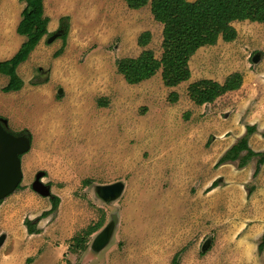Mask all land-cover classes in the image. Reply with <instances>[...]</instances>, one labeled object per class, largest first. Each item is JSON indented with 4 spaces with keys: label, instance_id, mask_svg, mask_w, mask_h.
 Here are the masks:
<instances>
[{
    "label": "rangeland",
    "instance_id": "obj_1",
    "mask_svg": "<svg viewBox=\"0 0 264 264\" xmlns=\"http://www.w3.org/2000/svg\"><path fill=\"white\" fill-rule=\"evenodd\" d=\"M25 5L0 0V39L12 49L22 40L16 23ZM45 5L51 19L58 17L51 33L62 16H70L64 52L55 57L63 39L49 42L52 34L45 35L17 67L22 89L3 91L9 77L0 75V117L13 132L28 129L32 137L21 156V186L0 204V264H264L258 246L264 234V168L254 176L257 157L244 166L239 158L217 165L245 135L264 97V22L235 21L236 39L200 47L189 60L190 79L175 87L164 84L161 69L131 84L116 61L140 55V33L150 30L147 47L158 58L163 52V24L150 5ZM235 71L243 75L237 90L203 105L191 99V82H223ZM173 91L179 94L175 100ZM249 142L260 146L255 138ZM38 174L50 186L49 196L33 189ZM214 180L218 185L212 187ZM117 181L124 183L121 195L104 199L97 186ZM53 195L60 203L43 217ZM26 219L39 232L29 233ZM96 224L85 247H77L74 237ZM110 224L111 236L98 249L96 237Z\"/></svg>",
    "mask_w": 264,
    "mask_h": 264
},
{
    "label": "trees",
    "instance_id": "obj_2",
    "mask_svg": "<svg viewBox=\"0 0 264 264\" xmlns=\"http://www.w3.org/2000/svg\"><path fill=\"white\" fill-rule=\"evenodd\" d=\"M26 2L22 10V18L17 26L19 34L26 35L27 39L19 50L9 59L0 61V73L9 76L8 83L3 86V91H17L24 87L25 81L17 72L19 64L27 60L31 52L40 43L45 35H51L48 29L50 17L45 14L44 0H22ZM133 9L150 5L154 18L163 24V52L160 58L156 57L153 49L147 45L152 40V32L145 30L138 36V45L143 47L137 57H120L117 59V70L128 83L136 84L153 77L158 70H162V79L166 86L175 87L191 77L189 60L202 46L216 44L219 39L232 41L236 39L238 30L235 21L250 20L264 22V0H125ZM70 28V16L60 18L59 28L63 39L62 46L56 50L55 56L63 53ZM48 81L32 80V84ZM243 84V75L235 71L230 73L223 82L211 78H202L191 82L188 93L198 105L215 101L219 96L228 91L236 90ZM179 94L171 92V99H177ZM104 105L102 99L98 100ZM2 118V117H0ZM5 127L10 130L8 125ZM256 131V125L247 124L246 133L234 143L218 160L217 165L227 160L240 159L244 166L251 158L257 157L254 176L258 175L264 164V150L256 151L249 145V137ZM16 134H26L31 139L28 129ZM245 151L243 154H241ZM218 185L214 180L212 187ZM21 183L17 189L20 188ZM3 199L0 200V204ZM52 206L41 215L47 216L54 212L60 197L53 195ZM29 233L39 232L33 220L26 219ZM100 224L86 228L80 235L74 237L77 247H85L88 237L99 229ZM259 250L264 249V234L259 243ZM177 254L174 257L176 262Z\"/></svg>",
    "mask_w": 264,
    "mask_h": 264
},
{
    "label": "water",
    "instance_id": "obj_3",
    "mask_svg": "<svg viewBox=\"0 0 264 264\" xmlns=\"http://www.w3.org/2000/svg\"><path fill=\"white\" fill-rule=\"evenodd\" d=\"M60 35V30H57L48 38V41L52 42ZM254 59L255 62L260 60L258 56ZM6 124V119L0 118V200L13 193L22 182L21 156L28 152L32 145V140L28 135L13 133L5 127ZM32 187L43 196L51 194L50 186L41 181L40 174L37 175ZM97 190L104 199L112 200L121 195L124 190V183L117 181L99 185ZM112 229L113 227L110 224L98 234L95 240V245L98 249L108 242Z\"/></svg>",
    "mask_w": 264,
    "mask_h": 264
},
{
    "label": "crops",
    "instance_id": "obj_4",
    "mask_svg": "<svg viewBox=\"0 0 264 264\" xmlns=\"http://www.w3.org/2000/svg\"><path fill=\"white\" fill-rule=\"evenodd\" d=\"M21 1V0H20ZM23 2V1H22ZM45 2H46V0H44V5H45ZM4 4V3H3ZM45 7H46V5H45ZM45 14H46V10H45ZM47 15V14H46ZM48 16V15H47ZM50 17V16H49ZM21 18H22V16L20 17V20H21ZM57 19H58V17H57ZM57 19L56 18H52L51 19V17H50V21H49V24H48V29H49V31H50V25H51V23L52 22H55V21H57ZM20 20L16 23V31H17V26H18V24H19V22H20ZM18 33V32H17ZM18 35H19V37H22V40H21V42H20V44L18 45V47L15 49H12L11 47H7L9 44L7 43V41L5 40V39H0V48L2 49V48H4V47H6V49H4L2 52H0V56L2 57V58H0V61L1 60H5V59H9V58H11L18 50H19V48H20V46L22 45V43L27 39V37H26V35H23V34H19L18 33ZM45 37V36H44ZM43 37V38H44ZM43 38H42V40H43ZM42 40L40 41V43L42 42ZM39 43V44H40ZM38 44V45H39ZM67 44V43H66ZM38 45L36 46V48L38 47ZM66 47V46H65ZM36 48L34 49V50H36ZM33 50V51H34ZM14 51V52H13ZM33 51L31 52V54L33 53ZM64 52V51H63ZM2 54H5V55H3L2 56ZM9 54V55H8ZM30 54V55H31ZM61 55V54H60ZM60 55H58V56H60ZM58 56H55V57H58ZM30 57V56H29ZM1 74H4V73H0V75ZM7 75V74H6ZM8 76V75H7ZM9 77V76H8ZM8 81H9V79H8ZM242 86V85H241ZM237 90V89H236ZM232 91H234V90H232ZM246 101V100H245ZM240 104L241 105H243L244 104V102L243 101H241L240 102ZM250 117H252V119L253 120H249V122H247L248 124H256L257 125V130H256V132L255 133H253L252 135H251V137L249 138V140L250 139H256V141L259 143V147H254V146H252V144H251V142H249V145L254 149V150H256V151H260V150H264V97H262L261 99H260V101H259V104H257V106H255V109L253 110V113L252 114H250ZM242 129H244V128H242ZM245 130H246V128H245ZM260 136V138L261 139H259L258 137ZM264 168V164H263V167L261 168V171H260V173H259V175L260 174H262V169Z\"/></svg>",
    "mask_w": 264,
    "mask_h": 264
},
{
    "label": "bare ground",
    "instance_id": "obj_5",
    "mask_svg": "<svg viewBox=\"0 0 264 264\" xmlns=\"http://www.w3.org/2000/svg\"><path fill=\"white\" fill-rule=\"evenodd\" d=\"M12 13V12H11Z\"/></svg>",
    "mask_w": 264,
    "mask_h": 264
}]
</instances>
